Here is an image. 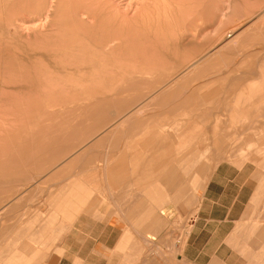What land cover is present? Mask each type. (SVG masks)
<instances>
[{"label": "rangeland", "instance_id": "obj_1", "mask_svg": "<svg viewBox=\"0 0 264 264\" xmlns=\"http://www.w3.org/2000/svg\"><path fill=\"white\" fill-rule=\"evenodd\" d=\"M82 2L0 0V19L13 22L8 37L27 48L42 37L46 63L59 65L42 103L34 104L32 84L27 106L0 102V226L14 219L7 211H48L68 194L81 179L78 160H89L96 139L129 144L137 137L121 135L126 129L153 128L175 137L177 167L186 161L191 168L192 211L220 161L254 169L255 187L217 264H264V235H255L264 228V0H169L167 14L154 13L137 36L127 34L128 50L109 58L104 82L81 61L115 24L103 16L104 28L89 27ZM150 3L108 0L107 7L131 17Z\"/></svg>", "mask_w": 264, "mask_h": 264}, {"label": "crops", "instance_id": "obj_2", "mask_svg": "<svg viewBox=\"0 0 264 264\" xmlns=\"http://www.w3.org/2000/svg\"><path fill=\"white\" fill-rule=\"evenodd\" d=\"M142 130L120 133L135 135L133 143L89 144L94 154L78 160L81 179L48 211H7L14 219L0 226V264L223 260L224 239L255 187L254 169L220 161L192 211L191 168L186 171V161L177 167L175 137ZM255 235H264V228Z\"/></svg>", "mask_w": 264, "mask_h": 264}, {"label": "bare ground", "instance_id": "obj_3", "mask_svg": "<svg viewBox=\"0 0 264 264\" xmlns=\"http://www.w3.org/2000/svg\"><path fill=\"white\" fill-rule=\"evenodd\" d=\"M150 2L149 5H147L148 3L146 4V8L139 13L133 14L131 17H128L127 15H120L119 17L116 12L112 13L109 11L107 7L108 0H97V2L84 0V2H82L78 10L80 11V14L85 15L87 19L93 21L89 27L98 29L100 27L104 28V23L101 21L106 19L102 18L103 16L115 24L112 26L115 28V31H112V33L106 31L107 35L101 37L98 42H94L95 44L90 48V52L85 53L84 60L81 61L83 68L95 67L98 69V74L93 73V79L95 78L98 82L110 80L106 74L108 71L106 64H109L108 60L111 56L122 53L124 50H128L127 34L129 33L134 38L143 26L152 24L154 13L167 14L166 11H169V0H150ZM67 8L68 15L71 13L73 15H70L72 21L76 22L77 14L75 12H70L72 9L75 11L72 3L69 2ZM34 9L36 13H39L40 6ZM109 13L111 14L107 16ZM118 18H120L121 21L119 24L117 22ZM5 20L6 21L0 19V102L4 101V103H7L9 101L16 103V101H19L27 106L28 102L31 101L29 99L31 95L29 88L32 84L36 89L34 95L37 96L33 97V102L34 104H40L42 103L40 102L41 98L46 96L45 91L47 90L46 83L48 79H51L52 81L57 79L56 74L58 72H51V69H58L59 65H52L50 59V62L47 61L50 64L46 63V52L43 53V51H41L42 49L38 48L39 45L43 46L42 37L34 39L33 42L35 46L32 48H30V45L28 48L25 46L22 47L23 45L21 44L20 39L16 37H8L10 26L13 25V22L9 19ZM83 27L84 26H82V28ZM75 28L76 32L79 28L81 29L78 25H75ZM14 46L18 48V51H14ZM25 61L30 62V66L25 64L18 65L19 62L24 63ZM59 68H63V66ZM31 78H34V81H31ZM117 80L123 82L121 78H118ZM51 90L50 95L56 97L55 93L57 92L54 90L51 92ZM21 108L24 109L25 107L21 105Z\"/></svg>", "mask_w": 264, "mask_h": 264}]
</instances>
